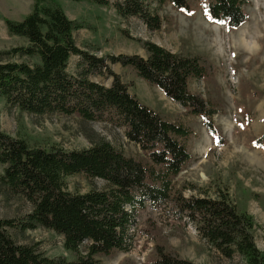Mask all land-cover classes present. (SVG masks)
Instances as JSON below:
<instances>
[{"label": "trees", "instance_id": "16d2710c", "mask_svg": "<svg viewBox=\"0 0 264 264\" xmlns=\"http://www.w3.org/2000/svg\"><path fill=\"white\" fill-rule=\"evenodd\" d=\"M112 8L123 19L135 18L148 31L161 27L159 9L170 4L184 13L187 0H70ZM204 12L215 23L237 29L246 20V0H204ZM7 32L27 41V46L1 54L25 59H0V98L7 105L30 115L76 116L84 122H105L120 128L125 139L143 154V160L127 157L108 142L89 148L66 150L58 146L30 147L0 132V189L25 201L30 212L21 220L0 217V264H103L97 257L132 249L136 213L148 204L168 208L175 219L192 226L198 239L219 257L242 264H264V251L257 248L253 219L240 212L227 192L215 188L214 197L192 185L187 197L173 179L190 160L185 141L191 131L163 119L128 91L111 65L131 68L137 76L159 89L166 98L191 115L200 116L214 134L216 113L200 94L188 89L190 79L212 73L205 59L189 53H173L151 41L135 39L144 51L139 55L98 57L79 49L73 32L82 29L70 21L56 0H33L31 12L20 22L4 20ZM77 57V75H70V58ZM111 79L109 86L91 77ZM98 179L101 190L70 193L65 179L73 176ZM43 228L60 236L73 259L46 257L35 245L18 244L10 234ZM149 264H196L181 258L166 244L153 247Z\"/></svg>", "mask_w": 264, "mask_h": 264}, {"label": "rangeland", "instance_id": "374dc122", "mask_svg": "<svg viewBox=\"0 0 264 264\" xmlns=\"http://www.w3.org/2000/svg\"><path fill=\"white\" fill-rule=\"evenodd\" d=\"M70 21L83 28L73 32L76 46L98 57L106 55H139L144 51L135 39L148 40L173 53H189L205 59L213 66L212 73L201 79H190L188 89L200 94L215 110L212 116L214 134H210L200 116L191 115L169 100L154 86L141 80L131 68L111 65V70L128 91L142 104L163 119L182 124L191 131L185 141L190 160L173 179L176 189L185 197L195 191L183 189L192 185L214 197L215 188L224 189L240 212L253 219V235L257 248L264 251V0H246L245 22L237 29L226 23H215L204 12V0H187L191 11L184 13L170 4L158 14L162 23L158 31H148L135 18L123 19L112 8L98 7L88 2L56 0ZM33 0H0L1 54L27 46L25 39L7 32L4 20L20 22L32 9ZM77 57L70 58L67 72L77 75ZM92 81L109 86L111 79L95 76ZM0 132L26 142L30 147L58 146L66 150H81L105 141L127 157L143 160L144 154L129 143L120 128L96 121L84 122L76 116H36L12 108L0 98ZM3 167L0 165V177ZM70 193L101 190L105 183L98 179L73 176L65 179ZM31 210L22 199L11 197L0 189V217L19 221ZM132 249L98 256L103 264H149L153 247L166 244L177 254L196 264H242L239 258L225 260L210 251L200 241L191 225L180 222L168 208H151L146 204L135 217ZM10 234L20 245L33 246L46 257L73 259L63 247V240L53 232L36 228Z\"/></svg>", "mask_w": 264, "mask_h": 264}, {"label": "crops", "instance_id": "0c3cea01", "mask_svg": "<svg viewBox=\"0 0 264 264\" xmlns=\"http://www.w3.org/2000/svg\"><path fill=\"white\" fill-rule=\"evenodd\" d=\"M158 45V44H157ZM160 46V45H159ZM162 47V46H161ZM166 49V48H165ZM168 50V49H167ZM115 73V72H114ZM117 74V73H116Z\"/></svg>", "mask_w": 264, "mask_h": 264}]
</instances>
